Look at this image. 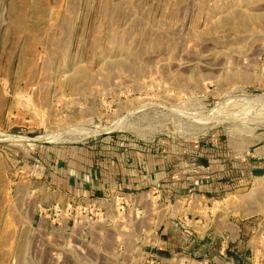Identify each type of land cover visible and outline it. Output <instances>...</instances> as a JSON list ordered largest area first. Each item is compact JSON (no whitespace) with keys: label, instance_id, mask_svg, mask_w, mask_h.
<instances>
[{"label":"rangeland","instance_id":"obj_1","mask_svg":"<svg viewBox=\"0 0 264 264\" xmlns=\"http://www.w3.org/2000/svg\"><path fill=\"white\" fill-rule=\"evenodd\" d=\"M71 129L90 135L31 141ZM107 135L178 147L186 190L223 181L213 203L258 251L164 257L133 216L52 228L67 199L39 155ZM0 264H264V0H0Z\"/></svg>","mask_w":264,"mask_h":264},{"label":"crops","instance_id":"obj_2","mask_svg":"<svg viewBox=\"0 0 264 264\" xmlns=\"http://www.w3.org/2000/svg\"><path fill=\"white\" fill-rule=\"evenodd\" d=\"M182 152L178 147L174 152L155 149L120 135L49 147L39 155L42 177L38 182L51 195H63L68 200L94 199L107 211H113L114 194L134 196L146 213L136 226L138 239L160 245V255L164 257H168L171 248L180 252L187 247L200 255L217 248L221 255L223 250L227 255L249 250L257 252V244L249 243L244 237V225L226 220L225 206L216 209L213 203L217 192L227 190L223 181L218 183L202 177L203 180L193 184L199 186V192L189 195L190 188L186 190L183 175L186 161L179 155ZM158 187L166 192L162 200L153 199ZM99 227L98 234L103 235L104 225L99 224ZM158 230H161L159 236Z\"/></svg>","mask_w":264,"mask_h":264},{"label":"built area","instance_id":"obj_3","mask_svg":"<svg viewBox=\"0 0 264 264\" xmlns=\"http://www.w3.org/2000/svg\"><path fill=\"white\" fill-rule=\"evenodd\" d=\"M155 193L156 196L153 197L155 200H159L163 195L160 190ZM112 203L113 211H107L99 201L94 199H67L64 207H61L59 203H54L51 207L52 222L54 223L52 228H57L60 225L58 220L64 215V219L67 220V231L70 232V239L74 237V232L78 233V231H80L81 237L87 238L91 227L108 223L110 216L113 217V220L116 217L121 219V217L133 216L137 222L146 215L144 207L137 204L138 201L134 196L128 198L127 195L117 193L112 196ZM155 207L158 208V205ZM149 257L153 258V256Z\"/></svg>","mask_w":264,"mask_h":264},{"label":"bare ground","instance_id":"obj_4","mask_svg":"<svg viewBox=\"0 0 264 264\" xmlns=\"http://www.w3.org/2000/svg\"><path fill=\"white\" fill-rule=\"evenodd\" d=\"M120 129L121 128V124L120 123H117V124H115V125H113V126H110V127H106V128H103V129H101V131H108V130H116V129ZM80 131V130H79ZM87 132H89V131H87ZM97 132V131H96ZM99 132V131H98ZM78 135V134H80V135H82V137L83 136H88V135H90L89 133H82V132H78L77 130L75 131V130H68V131H66V132H62V133H55V134H50V135H43V136H40V137H37L39 140H41V141H49V142H56V141H58V140H60V141H62L63 140V137H65V135ZM96 134V133H95ZM9 136V135H8ZM11 138V140L13 139V140H21V139H24L23 137H19V136H13V137H10ZM36 138V139H37ZM65 140V139H64Z\"/></svg>","mask_w":264,"mask_h":264},{"label":"trees","instance_id":"obj_5","mask_svg":"<svg viewBox=\"0 0 264 264\" xmlns=\"http://www.w3.org/2000/svg\"><path fill=\"white\" fill-rule=\"evenodd\" d=\"M206 156L209 157V158H213L214 157L212 155V153H208V154H206ZM189 190L192 191V192H199L200 189H199V186L198 185H194ZM198 257H200V256H198Z\"/></svg>","mask_w":264,"mask_h":264},{"label":"water","instance_id":"obj_6","mask_svg":"<svg viewBox=\"0 0 264 264\" xmlns=\"http://www.w3.org/2000/svg\"><path fill=\"white\" fill-rule=\"evenodd\" d=\"M30 141V140H29ZM31 141H33V142H43V141H41V140H36V139H31Z\"/></svg>","mask_w":264,"mask_h":264}]
</instances>
